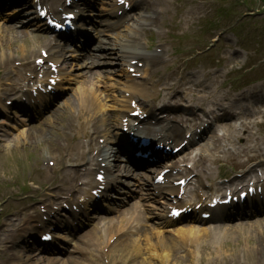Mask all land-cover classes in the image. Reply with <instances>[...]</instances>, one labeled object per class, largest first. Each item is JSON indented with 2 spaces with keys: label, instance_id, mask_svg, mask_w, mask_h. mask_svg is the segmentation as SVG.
<instances>
[{
  "label": "rangeland",
  "instance_id": "1",
  "mask_svg": "<svg viewBox=\"0 0 264 264\" xmlns=\"http://www.w3.org/2000/svg\"><path fill=\"white\" fill-rule=\"evenodd\" d=\"M206 2H208L209 4L208 6H205V9L208 10L209 7H211L212 9H210V13H213L215 15H222L220 9L224 7V21L232 22L236 20V18H239L245 21L249 27L256 29L260 37L259 39H257V37L254 36V44H252V46H261L264 44V12L257 9L258 6L264 5L263 0H238L237 2L240 3V5H238L235 0H206ZM249 8L250 10L247 11L248 13L244 12ZM232 10L234 12H232ZM233 13L235 14L233 15ZM212 22L213 20H210L209 23L206 24H210ZM239 27L240 21L236 29L239 30ZM162 32L166 37V31L162 30ZM4 34L5 33L0 32V65L2 58L8 55L14 56L13 64L14 62L30 61L33 58V55L30 57V59L25 58V55L28 52L33 53L35 48L34 45H29L28 39L24 40L21 37L7 39L6 37H2ZM227 34L231 37L229 38L230 42L233 43L236 47L240 42L238 44L235 43L234 37L231 36V31L228 30ZM33 54L38 55V52H35ZM213 55L214 54L211 53L205 56L203 53L196 54L195 52H192L187 54L185 58L187 59V63L189 65H192L190 67H194L195 65H203V67L205 68H210L215 64L220 67L222 63H217L216 61H210L209 59H207L213 57ZM261 58V53L252 54L248 58H243L238 66H241V64H245L243 68H248V65L251 63L252 65H260L264 67ZM102 65V67L105 68L102 70L103 73H112L110 71L111 69H109V67L111 66L110 63H103ZM113 70L114 72L115 70H117L119 74V68ZM237 75H239L238 77L243 80L246 76V73L243 71ZM3 76V74H0V86L4 83ZM126 79L127 78H124V76L115 75L113 77L114 81L112 82L114 84V88L111 90L109 85L104 87L108 90V94H110L111 100L115 99V92L120 95L123 94V92L126 90V88H124ZM180 82L181 79L178 83L181 84ZM143 92L144 91H141V93ZM136 96L139 97V95L137 94ZM149 96L154 97L155 95L151 90L148 89L147 91H145V94H143V96L141 95L140 97L143 101L149 99ZM134 98L139 101V98ZM183 106H186V104ZM125 108L127 109V106ZM110 109H119L120 112V110L123 108L111 107ZM106 110L108 109L106 108ZM66 113L67 111L65 110L59 111L48 121L41 123L39 128L28 130V139L22 140L20 147L17 150L13 148V146L6 148V154H4V157L1 159L2 162L0 163V207L4 209L3 215L0 214V233L6 219L9 217L15 218L14 215H16V213L20 211L21 207H23L25 204V202L20 203V197L18 194L19 192L26 193L28 190H30L31 196L35 195L38 192H40V194H45L43 195V197H39V199L42 201H37L36 199V203L26 204L31 207H36V211L33 212L32 215L34 217L39 216V218L42 219L43 210L45 207L54 206L58 208L60 207V205L62 206L65 201L69 202L67 198L69 196L73 197V195L67 192L69 188H72V186L76 187L75 185L78 183L80 187L83 188V190L90 187L89 184L85 186L82 185V183L89 182L91 178L94 179V174L92 173L79 180V182L71 181V179L75 175L74 168L77 167V164L79 162H76V165H74L75 167H73V164H75V162H69L67 160L70 157H76V155H67L69 152V137L65 136V134L63 133L66 129L62 131H55L51 126L48 125L49 123H53L54 120H57L61 117L62 119H70V129H76L78 120L76 118L72 119ZM170 114L173 115L176 114V112L171 111ZM122 115L120 117H122ZM260 116V120H264V113H262V115ZM172 118H175V116H172ZM119 122H121V119L112 122V127L106 131V134L108 136H111L114 133L115 129L117 131L116 127L120 125ZM54 126H57V124H54ZM87 128L92 129V131H89L92 136L93 127L89 125ZM256 129H264V123L259 125ZM94 139V143H98L97 135H94ZM242 139L243 138H239V142ZM59 141H62L63 144L59 145ZM83 144L86 145L85 151L87 152L90 148L89 144ZM205 150H207V148L204 147L202 148L201 152ZM95 152L96 147H91L92 156ZM191 156L196 157V155L194 154ZM89 157L90 155L86 154L85 159L81 163H79L78 168H80L82 172H84L86 169H89L93 164L89 161ZM189 163L190 165L192 164L191 160L178 162L177 164L188 166ZM219 164H222L224 167L229 169L233 167L231 162L228 160L222 161ZM216 165L217 164H209V169L212 168L213 170H215ZM53 180L57 183L55 191L60 193L61 195L57 199L51 198V200H48L47 190L48 188L55 186L53 185L55 184ZM28 181L30 184H28ZM33 187H37V189H34ZM55 196H58V194H55ZM8 201H10V203L5 208L4 205ZM102 225L104 226L106 224L103 223ZM246 227L247 228L240 227L239 229H246L249 235L247 233H242L246 232L245 230H242V232L240 233L234 232L232 238L225 233H220V230L223 232L224 229L229 227H222L220 230L209 234L202 233L200 229H197L199 227L194 226L184 229H176L175 227L170 228L169 226L157 230L155 229L153 233L150 231L147 236L149 238H154L155 241V237L160 236L161 242H159L158 247H152L151 251L148 250L144 252L143 258L145 260L137 258L130 260L128 259V256L125 255V253L122 251H109V247L111 246L110 244H120L121 241H123L119 239L111 241L109 239L101 240L100 242L109 241V245L105 246L104 244H102L100 246V253L95 251V249L89 243L80 241L78 242V244H82V246L91 253H80L75 251L73 252V256L80 257L84 264H258L257 261L259 262V264H264V238L259 234L256 236L253 235V233L257 231L256 227ZM167 228L173 230H167ZM17 233L23 234L24 232L18 231ZM37 234L38 232L36 233V235ZM130 237L136 239V236ZM28 242H33V236H29ZM18 244L19 245L15 248L10 249L9 253L7 254V258L3 257L2 252L0 251V264H23L27 261L26 258L29 256L30 257L28 260V264L64 263L63 261L51 260L49 261L50 263H47L46 260H39L38 257L32 254V252H25V249L22 252L23 258L22 260H20L17 253L18 251L22 250L21 248H25V245H27L28 247V244H23L19 240ZM147 247L150 246L147 244ZM261 253L263 258L262 261H259ZM73 259L75 258H72V260ZM250 259H252V261H250Z\"/></svg>",
  "mask_w": 264,
  "mask_h": 264
},
{
  "label": "bare ground",
  "instance_id": "2",
  "mask_svg": "<svg viewBox=\"0 0 264 264\" xmlns=\"http://www.w3.org/2000/svg\"><path fill=\"white\" fill-rule=\"evenodd\" d=\"M145 4L147 6V8L152 7V0H144ZM163 1V0H162ZM147 2V3H146ZM165 3V2H163ZM169 10H167L166 12H164L163 10L160 11V13H158L157 11H154V14H150L148 15V20L150 22V26L152 25H157L158 23H160L161 25H166V18H172V16H170L169 14ZM199 14L197 12H194L192 10H186V9H182L177 13V16L179 18H182L184 23H193V20L198 16ZM140 19V18H139ZM159 25V28L160 26ZM180 28H182L183 24H179L177 25ZM150 31V29L148 30ZM160 32V31H159ZM54 46H52L53 48ZM123 49L129 48V53L132 55L131 58L135 59V58H142L146 61L147 65H157V67H159V71L161 69V66L164 64H168L170 62H172L174 60V57L169 53V51L164 50V54L166 55L165 57H162L160 52L154 51L152 53H142L140 50L141 48L138 46H132V47H128L124 44V47H122ZM56 51L51 49V54L53 55ZM236 54V53H235ZM5 58V57H4ZM127 58V57H126ZM7 60H5L4 64L10 65L11 63L8 62V60H12L11 56H8L6 58ZM227 62H232L234 60L233 55H227L226 56ZM52 61L54 59H51ZM58 61H60L59 59H57ZM139 60V59H138ZM179 62V60L177 61ZM120 64H123L122 61H120ZM128 66V64H126ZM130 65V64H129ZM7 69V68H6ZM152 70V69H151ZM148 72V70H146V68H143V73L145 76V73ZM169 75V73L167 74V76ZM217 75L216 74H212L210 75V73H203V72H199L198 76L196 77V81L194 80H187L185 83L183 84H179L178 82H172V81H176L173 78H168L167 81H165V83H163V91L158 92V95L160 98H162V100H160V102H165L164 100L170 102L173 101L175 103L179 102L181 103V100H189L191 98V101L193 103L196 104H205L210 110H217L219 112V114L223 117V120L219 123V127L223 128L225 131V134L222 136V138L225 139H229V132L233 131L234 135H236V131H239L241 129H247V133L249 134V136L247 137V140L249 143L254 142L255 139V135L254 133L251 132V129L254 125V122L252 120H246L243 121L240 125L237 124H232V122L230 121V117L235 119H239L241 115L245 114V113H238L236 115H232L235 110H240V111H244L246 109V105H244V103L236 96H240V94H236L234 96H229L226 94H220L217 92V90H210L207 91L206 89L198 91V92H194V86L200 85V84H205V83H209V82H213L217 79ZM101 79H100V75L99 73L96 74L95 79H90L88 80L82 87V90L77 94L78 95V103H84L86 106V109H83L77 116V118H80L81 120L79 121L80 124L83 122V126L85 125V123L90 124V122H92V119H85V115L88 113L89 116L93 117L95 116L96 113V109H103L106 107V105L104 103H102V101L99 100V96L97 95L98 91L100 90V85H101ZM98 83V86H97ZM181 83V82H180ZM190 84H193L190 85ZM210 84V83H209ZM128 85H125L127 88H129V90H136V87L133 86V84L131 82H128ZM209 87V86H208ZM262 86H258L257 88H260ZM257 91V90H255ZM251 93H254V89L251 90ZM94 95V98H91L90 95ZM190 96V97H189ZM247 97H250L253 100H258L260 96H255V98L253 96H251L250 94H246ZM107 100V98H106ZM223 100H228L229 102L225 105V107L221 106V103L223 102ZM96 107L95 109H92L93 107ZM92 112H94V115H91ZM105 114H101V116H97L96 118L93 120L94 125H97L100 130L103 129V127H101L97 122L99 120H103L106 123H108V121L111 120L110 117L108 118H104ZM23 122L27 120V118L23 117V119H21ZM7 123V121H3L1 124L3 123ZM105 123V124H106ZM148 125L152 126V129L149 132H154V136L161 140V143L167 142L168 145L172 144L174 141H176L177 136L179 135V129L178 127H176L173 123L171 124L168 120L167 123L156 127L155 125H152L149 121L146 122ZM0 124V125H1ZM2 138L7 139V140H13L15 138H17L18 135L16 136H12L11 132L9 130H6L2 135ZM19 137V136H18ZM221 138V140H222ZM176 146V145H174ZM82 143L78 144V143H74L73 145V150L76 151V154L71 153L69 155H78L77 158H83L84 157V152L82 151ZM220 149V150H218ZM224 149L222 146H218L215 144L214 146V152L212 155L208 156V155H204L203 159H205V161L210 160L211 162L215 163L217 161H219L222 156L218 155V153L224 152ZM248 150L253 151L256 150V146L253 145H249ZM216 151V152H215ZM229 152V155H232L233 152L231 150H227ZM99 155L101 156V162L99 165V169H105L107 172V183H106V187L111 186L112 184H114V182L116 183H121V177L117 176L115 174V172L113 171L112 166H105L102 167V163L103 162H108L112 156H116L114 154V152L112 151V149L109 147L108 144L100 146L99 149ZM227 157V156H226ZM200 162L202 163V165H205V163L203 161H199V162H195L193 165V169H188L186 168H179V166L177 165H173L172 168L174 169H179L180 171V176L178 177H187L190 174L196 172L198 174H200V176H204L205 178L208 179L211 177V172H208V170L204 169L203 167L200 166ZM115 167H119V164L115 163L114 165ZM179 175V174H178ZM194 176V175H193ZM171 177V176H170ZM245 179H243L244 181ZM193 181V177L188 181V182H192ZM199 181H202V179ZM241 181L240 183H237V186H239L240 184H242ZM93 183L95 185H98L99 183L97 181H93ZM149 184H151V182H149ZM234 185V183H233ZM236 186V187H237ZM169 189L170 192L173 191H178V189L174 186H172V184H166L163 186H157L154 187L155 190H158L159 192L162 191L161 189ZM78 188H75L73 191H77ZM117 188L112 189V191H116ZM72 191V190H71ZM154 209H158L159 211L156 212L155 215H157V217H161L162 214L161 212L163 211V207L162 205L159 206L158 208H154ZM53 209L49 207V212L52 211ZM136 214L138 217H141L143 220L145 219V214L142 210L136 209ZM24 219H18L17 221H13L12 219L9 222L5 223V228L2 231V234H0V246L2 247V251L4 252V254L7 252L8 249V241L9 239L13 238L15 236L16 232H11L9 230V227H16L18 224H20ZM28 225H29V232L31 233L32 230L36 229V225H35V221H34V217L30 219H28ZM113 234H116V231L114 228H112ZM264 232V229L263 231ZM232 233H234V231H232ZM107 238L110 240L113 238L114 235L111 236L110 231L108 232V235H106ZM17 235L14 237L16 238ZM100 237H103L98 235V232L93 231L92 235L90 236H86L83 238L82 241H86L87 239H93L95 238L94 242L96 243V247H99L101 242H100ZM21 241H23V238H20ZM93 242V244H95ZM135 241H130L127 240L123 247L120 248V251H128L129 255H138V249H136V244L134 243ZM159 246V243L153 245V248H156ZM82 246L81 245H77V249L79 252L84 253L85 249L82 251L80 250ZM118 250V247H116V245L112 246V248L110 249V251H116ZM262 253L260 254V260L262 261ZM250 261H252V259H250ZM257 261V260H256ZM257 263L259 264V262L257 261Z\"/></svg>",
  "mask_w": 264,
  "mask_h": 264
}]
</instances>
